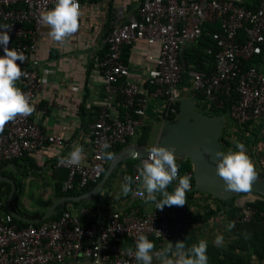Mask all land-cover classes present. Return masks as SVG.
Segmentation results:
<instances>
[{"label": "built area", "instance_id": "1", "mask_svg": "<svg viewBox=\"0 0 264 264\" xmlns=\"http://www.w3.org/2000/svg\"><path fill=\"white\" fill-rule=\"evenodd\" d=\"M90 1L78 0V3L81 7L83 2ZM55 5L56 0H0V26L11 27L8 47L26 56L24 63L17 61L24 75L16 86L30 95V103L35 106L31 115L18 116L0 132V167L7 170L15 158L36 151L45 142L59 146L66 142L61 136L46 133L35 118L38 110L47 111V106H41L38 100L43 89L38 56L39 38L43 34L40 17ZM204 24L219 26L212 32L218 51L215 69L210 72L192 64L185 67L180 60L183 47L200 40ZM242 30L245 40L240 39ZM140 39L159 44L155 66L148 70L143 83L130 79L129 65L122 56L126 45ZM263 45L264 0H141L127 14L120 8L113 9L111 29L97 61L106 102L89 127L92 155L87 164L79 167L63 164L68 169L63 190L74 188L75 183L84 187L102 178L107 162L104 154L141 134L152 100L161 102L164 123L171 115H178L177 105L182 97L193 98L209 110L212 105L222 107L220 95L230 94L235 88L239 98L229 109L227 121L243 125L264 117V73L254 64L243 68L245 60L262 53ZM207 51L211 52L212 48ZM3 55V45H0V56ZM118 100L123 103L124 113L116 107ZM136 159L134 181L142 167L141 159ZM186 175L194 179L193 170ZM131 187L135 198H145L139 182ZM239 206L232 222L250 221L256 216L264 222V209L248 202ZM226 209L228 217L229 208ZM181 227L179 220L161 209L141 213L139 208L131 207L124 211L111 210L103 219L86 220L64 210L37 225L25 226L18 225L6 211L0 214V264H50L67 260L138 264L135 251L139 235H146L149 240H170L173 232ZM116 237L129 239L133 244L131 251L115 243ZM156 252L161 253L162 249Z\"/></svg>", "mask_w": 264, "mask_h": 264}, {"label": "crops", "instance_id": "2", "mask_svg": "<svg viewBox=\"0 0 264 264\" xmlns=\"http://www.w3.org/2000/svg\"><path fill=\"white\" fill-rule=\"evenodd\" d=\"M140 1L92 0L88 3L83 2L80 7L79 30L67 38L64 43L53 41L48 34L50 28L45 25L42 26L43 34L39 38L38 56L40 59L39 74L43 89L38 95V100L41 106H47V111L43 113L38 110L35 118L42 123L46 133L61 136L66 142L62 146L45 142L36 151L10 163L11 168L9 167L8 170L13 173L11 177L18 184L17 202L23 212L22 214L39 217L58 197L65 194L73 195L65 192L62 188L63 182L68 177V169L59 161L62 157L69 155L73 147L79 144L84 148V164L89 162L92 155V148L89 146V127L97 117L99 108L106 102L104 80L97 64L98 54L104 45L107 33L111 29L113 9L120 8L127 14L135 10ZM54 7H50L47 11ZM158 53V43L150 44L143 39L127 45L123 51V58L129 65L130 79L143 83L148 70L155 66ZM253 59L252 64L264 73V49L261 54L255 55ZM197 105L195 100V106ZM161 115V102L152 100L147 107L145 117L146 125L150 127L146 137L147 142H139L144 133L143 128L141 134L132 138L128 144H154L163 126ZM223 133L230 142L229 149L234 152L238 151L237 143H243L247 155L256 166V171L264 174V117L243 125L235 124L231 120L225 121ZM110 160L107 159V167ZM127 172L124 161L120 162L111 173L101 193L90 201L68 199L64 208H61L60 204L57 206L58 212L65 209L85 220L89 217L103 219L106 213L111 210H127L128 206L136 200L139 201V207H134L139 208L141 213L158 210L154 201L146 202V191V196L142 200L135 198L132 191L127 196L122 193L121 185L124 183V177L128 176ZM177 185L178 181L172 182L167 190L172 193ZM157 198H162L159 193ZM0 202V214H2L7 209L5 203L2 200ZM226 208L227 206L221 204L217 199L205 195V193L198 195L194 192L192 196L186 195L184 206L169 207L166 205L162 210L168 216L179 220L182 227L192 234L189 229L194 226L197 227L198 223L195 225L190 216L200 215L207 227L212 223H216L218 226L221 223H227V221L229 223L225 214ZM234 231L235 227L229 230L230 236L228 238L235 239ZM150 241L155 244L153 252L158 248L162 249L160 258L154 255L153 264H167L168 259H175L172 252L164 253L172 240L151 238ZM114 242L126 249L133 247L132 242L126 238L116 237ZM172 251H175L174 246ZM50 264L97 263L67 260Z\"/></svg>", "mask_w": 264, "mask_h": 264}, {"label": "clouds", "instance_id": "3", "mask_svg": "<svg viewBox=\"0 0 264 264\" xmlns=\"http://www.w3.org/2000/svg\"><path fill=\"white\" fill-rule=\"evenodd\" d=\"M81 16L80 4L78 0H56V5L52 10L42 12L40 22L50 28L49 36L55 42L64 43L67 38L77 33L79 30V18ZM8 25L0 26V45H3L4 55L0 56V132L5 126L14 122L18 116L27 117L35 111V106L30 103V95L24 93L16 86V82L24 75L17 61L24 63L26 56L17 49H10ZM108 147L107 144L104 145ZM238 151L228 150L217 151L215 155L219 157L216 162V172L222 178L225 191L237 193H249L253 183L259 178L256 166L247 155L245 145L237 143ZM148 153L146 159H141L142 167L135 181L132 176H125L124 183L121 185L122 193L127 196L133 191L131 185L139 182L143 190L146 191L147 201H154L156 209H163L164 206H184L186 203V192L191 190V176L184 175L178 177L179 166L175 155L174 147L154 146L145 150ZM107 159H112V153L104 154ZM65 162L81 166L85 163L84 148L77 144L67 157H62L60 164ZM178 179L175 191L170 193L167 188L173 181ZM162 198L158 199L157 194ZM235 227V222H229L228 230ZM158 233H160L157 230ZM161 234V233H160ZM224 237L218 235L214 243L222 245ZM169 243L164 253L172 252L175 259H168L167 264H208L206 240H200L198 245H193L184 251V242L178 241L175 244ZM155 244L146 235H139L136 241L135 259L138 264H153L154 255L160 258L162 253L153 250ZM131 251V249H129Z\"/></svg>", "mask_w": 264, "mask_h": 264}, {"label": "water", "instance_id": "4", "mask_svg": "<svg viewBox=\"0 0 264 264\" xmlns=\"http://www.w3.org/2000/svg\"><path fill=\"white\" fill-rule=\"evenodd\" d=\"M226 114H207L195 106V101L189 97H182L179 103L178 115L163 123L157 141L153 146L142 144H127L113 154L103 176L90 189L80 194H65L57 199L39 217H31L20 213L13 198L18 190L16 180L10 175L0 172V181L11 185L6 198V209L16 219L27 223H39L52 217L58 212L60 204L64 208L68 199L76 201H90L97 194L101 193L108 178L116 166L126 159L145 157L146 149L154 146L174 147L178 159H189L193 164L194 187L193 189L214 196L225 206H231L234 202L242 205L247 201H253L264 197V174L259 173V178L253 183L249 193H237L225 191L224 181L217 175L216 162L219 159L215 155L217 151H224L222 132L226 121Z\"/></svg>", "mask_w": 264, "mask_h": 264}, {"label": "trees", "instance_id": "5", "mask_svg": "<svg viewBox=\"0 0 264 264\" xmlns=\"http://www.w3.org/2000/svg\"><path fill=\"white\" fill-rule=\"evenodd\" d=\"M217 28H219L218 25L204 24L203 34H202L200 40L195 44L183 47L181 55H180V60L185 67H188L190 64H192V65L196 66L197 69L205 70L207 72H210V71L215 69V65H216L215 55L218 51V47L212 38V32ZM239 35H240L241 40L246 39L245 32L243 30L240 31ZM104 47L106 48L107 45H105ZM125 47H124V49H125ZM208 48H212V51L208 52L207 51ZM263 49H264V45H263ZM101 53H102V51L99 52L98 57ZM253 60H254L253 58H251L249 60H245L243 62V68L245 69V68L249 67L252 64ZM220 97H222L223 102H224L222 107L217 108L214 105H212L211 109L203 111V112H205L207 114H211V115L222 114V113H225L226 115H228L229 109L231 108L233 103L239 98V93L234 88L230 94H222V95H220ZM179 103L177 105L178 111H179ZM122 104L123 103L120 102V100H118L116 107L119 109V111L121 113H124V107ZM174 118H175V115H171L169 117L170 120H172ZM226 121H227V119H226ZM149 128H150L149 126L145 125L143 134L146 135V133H148V131H149ZM146 137L142 136L139 139V142L140 143H146L147 142ZM222 139H223V145H224V152L227 153L229 146H230V142L225 138V135L223 132H222ZM125 145H127V144H125ZM125 145L118 144L115 147L110 148L106 153L110 152V153L114 154L117 151H119ZM16 159H19V158H15L14 160H16ZM136 161H137L136 158H129V159H126L124 161V164L127 167L128 176L133 177L134 164ZM177 164L179 166L180 176H184V175H186L187 172L193 170V164L191 163V161L189 159H177ZM106 168H107V163L105 166V170H106ZM105 170H104V172H105ZM116 170H115V172H116ZM0 172H2L3 174H6V175L13 176V173L7 169H4V167H0ZM96 182H90L84 187H79L75 183L74 188H72L68 191H65V192L72 193V194H79V193H82V192L90 189ZM173 182H176V181H173ZM190 182H191V185H194V183H195L193 178L191 179ZM10 188H11V185L9 183L4 182V181H0V200H2L3 203H6V198L9 194ZM194 192L195 191L191 189L190 191L186 192V195L192 196V194ZM17 193H18V190L14 195L13 203H14L16 209L20 213H23L18 206ZM205 195H209L210 197L216 199L214 196H212L210 194L205 193ZM138 202L139 201L136 200L133 203H131L128 207L129 208L134 207V206L139 207ZM247 202L255 205L258 209H264V197H259L253 201H247ZM227 207L229 208L228 220H229V222H232V219L235 216L234 214L236 213V211L238 210V208L240 206L233 202L231 206H227ZM64 210L65 209L60 210L56 215H53V217L61 214ZM14 221L20 226H25V225L30 224V223H27L24 221H20L16 218H14ZM33 224L37 225L39 223H33ZM234 233L236 234V239L231 242L232 247H230L229 249L220 247L221 251L223 249L224 254L221 255L222 252H217L218 256H216V254H215V256L217 258L216 257L213 258L214 259L213 264H231L229 259L232 260V264H239V262H238L239 257L236 255V251L239 252V250L241 248V246H240L241 244H247V247L253 249V252L255 253L256 256H259L260 258H264V222L258 216H256L255 218H253L250 221H240V222L235 223ZM191 237L192 236H191L190 232H187V230H185V228L182 227L179 230H176L173 232V234L170 238V241L172 240L174 247H175L174 244L176 242H178V241L184 242V244H185L184 251H187L188 249H190L193 246L194 241H195ZM218 250H220V249H218Z\"/></svg>", "mask_w": 264, "mask_h": 264}, {"label": "rangeland", "instance_id": "6", "mask_svg": "<svg viewBox=\"0 0 264 264\" xmlns=\"http://www.w3.org/2000/svg\"><path fill=\"white\" fill-rule=\"evenodd\" d=\"M196 107L202 111H206L205 107H202L199 104ZM161 118H162V116H161ZM147 134L148 133H146V135L143 134V137L144 136L146 137ZM190 217H192L195 225L198 223L197 227L194 226L191 229H189V230H191V233H192L191 238L193 240H195L193 245H198L200 240H206L208 243V248H207V253H206L208 256V264H213V260H214L213 258L218 256L217 252H222L221 255L224 254L223 249L221 251L220 247L229 249L230 247H232L231 246L232 240H235L236 237H235V239H232V237L228 238V236H230L229 230L227 228L228 221H227V223L226 222H224V223L220 222L221 225H218V226L216 223H212L211 225H208V227H207L206 223H204L201 220L200 215L199 216L192 215ZM218 235H222L224 237V242L220 246H217L214 243L215 238ZM240 246H241V248H240L239 252L236 251V255L239 257L238 258L239 264H264V258H260L259 256H256L255 253L253 252V249L247 247V244H241ZM218 249H220V250H218ZM215 254H216V256H215ZM229 260L232 264V260L231 259H229Z\"/></svg>", "mask_w": 264, "mask_h": 264}]
</instances>
